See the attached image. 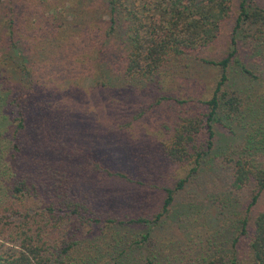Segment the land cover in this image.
<instances>
[{"label":"trees","instance_id":"obj_1","mask_svg":"<svg viewBox=\"0 0 264 264\" xmlns=\"http://www.w3.org/2000/svg\"><path fill=\"white\" fill-rule=\"evenodd\" d=\"M85 1L97 2L71 0L70 6L84 13L80 4ZM18 7L14 0H0L5 15L0 39L9 55L12 52L8 61L0 57V264H240L235 247L242 239L251 263L264 264V112L255 106L249 109L248 99L242 97L248 88L236 85L240 79L264 77L255 72L260 67H249L240 57L237 40L240 31L249 47L256 48L254 66L264 61L262 0H101V5L91 7L103 9L108 17L97 25L88 10L91 17L81 25L82 32L90 35L84 40V57L92 65L88 71H94L86 77L94 89L120 94L129 85L166 86L177 69L191 61L219 70L208 98L192 91L184 99L156 96L159 104L172 100L187 106L162 150L169 162L189 171L173 186L163 187L165 197L158 210L137 213L115 208L111 199L101 207L91 194L93 189H85L87 176L94 182L135 183L141 175L95 157L91 150L83 153L89 154L85 163L76 166L73 142H65L70 134V110L60 101L53 106L54 83L30 69L31 44L23 40L17 25L14 11ZM236 8L227 56L209 59L203 51L222 37ZM76 19L74 14L72 21L59 24L63 44L72 43L69 25L76 28ZM42 39L44 32L38 43ZM74 65L79 66L76 61L64 67ZM64 76L63 92L69 93L75 109V95L83 93L74 92L72 84L79 78L85 81V74L77 79ZM198 107L202 110L191 112ZM217 122L232 131L237 123L243 131L239 141L213 165L219 176L225 175L223 185L205 189L215 215L204 219L199 205L205 193L193 190V199L184 204L187 212L178 214L180 234L165 236L161 230L167 217L183 201L180 197L190 184L206 171L202 161L216 149ZM127 160H132L130 154ZM244 190L248 200L241 210L231 213L235 231L229 237L233 225L225 216L226 203Z\"/></svg>","mask_w":264,"mask_h":264},{"label":"rangeland","instance_id":"obj_2","mask_svg":"<svg viewBox=\"0 0 264 264\" xmlns=\"http://www.w3.org/2000/svg\"><path fill=\"white\" fill-rule=\"evenodd\" d=\"M14 1L19 5L18 9L14 11V15H16L17 25L20 26V33L23 40L27 39L26 41L31 44V49L28 52L30 69L34 74L44 77L47 82L54 83L56 90L53 93L55 96L52 98L53 106L60 101L62 106H66L70 110L71 121L68 125L70 134L65 138V142L68 145L73 142L72 148L77 153L76 166L85 163L89 154L83 155V153L91 150L93 154H96L95 157L99 155L108 163L125 165L141 175V179L135 183L115 179L106 180L107 182L105 179L101 181L97 179L94 182L87 176V180H84L83 183L85 189L88 191L93 189L91 194L97 199L100 206L102 204L107 206L108 200L111 199L114 207H120L123 212L137 213L145 212L146 209L150 212L155 209L158 210L165 197L163 187L173 186L178 179L186 177L189 168L169 162L162 150V144L170 135L172 126L178 121L179 116H185L187 106L172 100H165L159 104L156 101V96L165 94L184 99L187 98V92L192 91L194 95L208 98L215 87L219 74L218 68H209L191 61L189 66L183 63L184 66L177 69L175 76L163 84L166 86L158 87L155 84L145 83V85L126 86L122 89L124 92L120 94H114L113 91H111L112 94L107 91H100L94 89L86 78L94 71H88L92 65L89 59L84 57L87 44L84 40H88L90 35L82 32L81 23L91 17V13L94 14L91 20L94 25L100 24L101 19H107L108 16L104 14L103 9L95 10L92 8L101 5V0H97L95 5L92 1H85L80 4L82 5L80 8L86 11L84 13H78L75 8L71 7V0ZM262 2L264 3V0ZM88 10L92 12L90 13ZM237 13L236 8L235 13L225 25L222 37L203 51L209 59L219 60L227 56ZM74 14L77 15L76 21L79 25L76 28H74V24L69 25L70 34L74 35L73 40L72 43L63 44L62 37H60V25L62 22L72 21ZM2 17L5 15L0 10V30L2 29ZM43 32L44 39L38 43V37ZM34 35L37 41L34 40ZM237 40L240 57L249 67L254 69L260 67V72L257 70L255 72L260 75L262 73L264 76V61H257V66L252 64L253 58L256 56L254 54L256 48L253 50L249 47L248 41L240 31H238ZM4 44L3 39H0V57L5 56L3 59L8 61L12 52L10 51L9 55L8 48ZM76 61L79 66L74 65L71 69L64 67ZM83 73L85 74V81L79 78L78 82L74 80L72 84L74 92L83 93L80 97L75 95L78 104L75 105V109H72L74 104L67 97L69 93L63 92L66 83L64 75L73 76L75 79L83 76ZM191 74L193 77L190 76ZM190 79L195 80V82H190ZM236 82L238 88H248L242 97L246 101L248 99L249 109L255 106L264 112V77L257 80H253V78L240 79ZM39 86L50 91L45 83H41ZM94 96L99 99H94ZM49 108L51 107L49 106ZM201 108H194L191 112L198 113L202 110ZM214 130L216 149L205 155L202 161L203 171H206L202 172L190 184L185 194L180 197L183 198V201L177 203L172 215L167 217L168 221L161 230L165 236L180 234L181 229L177 227L179 226L177 223L178 214L187 212L184 204L193 199L194 195L191 193L193 190H201L205 193L199 205L201 211L204 212V219L209 221L215 215L212 207L213 200L206 195L205 189L218 188L223 185L225 175L219 176L217 171L213 170V165L216 166V162L219 161L218 157L229 152L228 147H233L239 141V136L243 130L237 123H234L233 132L221 122L214 125ZM74 131H77L76 134ZM155 146L158 148L156 149ZM129 154L132 160H127ZM247 196L248 191L244 190L240 194L234 195L232 203L229 201L226 203L225 216L228 217L231 224V213L242 209L248 200ZM138 199L140 200L137 201ZM222 202L221 204H223ZM175 212L177 213L175 214ZM234 231L235 226L233 225L228 236L232 237ZM197 239L198 237H196ZM235 251L240 259V264H252L248 257L247 244L244 239L240 241L237 249L235 247Z\"/></svg>","mask_w":264,"mask_h":264}]
</instances>
